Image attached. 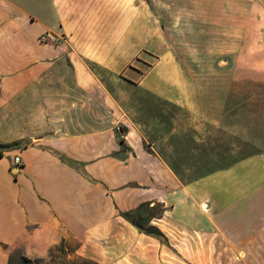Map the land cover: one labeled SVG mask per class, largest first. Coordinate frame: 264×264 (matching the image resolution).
<instances>
[{"label":"crops","instance_id":"0c3cea01","mask_svg":"<svg viewBox=\"0 0 264 264\" xmlns=\"http://www.w3.org/2000/svg\"><path fill=\"white\" fill-rule=\"evenodd\" d=\"M252 6L234 65L185 69L166 51L131 84L182 110L152 118L171 122L160 144L140 99L113 86L109 58L86 49L79 0H0V264L64 238L103 264H264V149L187 179L159 147L192 116L235 121L239 88L264 84V0ZM68 26L72 49L65 34L39 38ZM144 201L162 204L152 222L164 236L122 214Z\"/></svg>","mask_w":264,"mask_h":264},{"label":"rangeland","instance_id":"374dc122","mask_svg":"<svg viewBox=\"0 0 264 264\" xmlns=\"http://www.w3.org/2000/svg\"><path fill=\"white\" fill-rule=\"evenodd\" d=\"M252 3L253 0H106L104 12L103 0H79V17L83 18L80 32L94 37L93 42L86 44L87 50L99 51L109 58L106 68L114 77L113 86L120 87L128 98L140 99L145 116L139 117L149 120L148 139L162 144L165 139L157 137L172 131L167 118L182 110L172 108L149 92L132 89L131 84L166 51L176 57L177 66L185 69L199 71L201 68L222 66L220 60L230 56L247 34L249 27L243 24L248 22ZM67 29L61 31L59 28L60 33L47 30L39 38L55 42L63 39L62 34H65L72 49L71 34L77 27L68 26ZM252 29L259 33V28ZM125 37L127 43L124 42ZM125 50L127 53H123ZM119 52L122 53L120 66ZM233 62L224 65L232 66ZM160 65L167 66V62L161 61ZM238 91L239 98L229 108L235 121L224 125L208 124L192 116L191 123L174 129L172 137L166 139L165 144L170 146L159 145L183 177L194 178L249 152L264 149V84L256 82ZM157 115L164 117L165 122L155 123L152 118ZM154 129L158 132L151 134ZM161 208L157 203L156 209ZM66 244L69 257L82 256L99 261L80 253L76 241H66ZM28 256L48 257L49 252L46 255L28 253Z\"/></svg>","mask_w":264,"mask_h":264},{"label":"trees","instance_id":"16d2710c","mask_svg":"<svg viewBox=\"0 0 264 264\" xmlns=\"http://www.w3.org/2000/svg\"><path fill=\"white\" fill-rule=\"evenodd\" d=\"M156 204L150 201L141 202L137 207L124 211L122 214L134 223L140 230L157 236H164L161 228L152 222L153 217L163 213L162 208L156 209ZM10 264H103L93 258L69 257L68 246L64 238L60 244L50 248L48 257H31L23 250L16 249L11 254Z\"/></svg>","mask_w":264,"mask_h":264},{"label":"water","instance_id":"95a60500","mask_svg":"<svg viewBox=\"0 0 264 264\" xmlns=\"http://www.w3.org/2000/svg\"><path fill=\"white\" fill-rule=\"evenodd\" d=\"M227 61H228V59L226 58V57H224V58H222L221 60H220V64H225V63H227Z\"/></svg>","mask_w":264,"mask_h":264},{"label":"built area","instance_id":"2783aa9c","mask_svg":"<svg viewBox=\"0 0 264 264\" xmlns=\"http://www.w3.org/2000/svg\"><path fill=\"white\" fill-rule=\"evenodd\" d=\"M15 160L17 163H20L21 162V156L20 155H16L15 156Z\"/></svg>","mask_w":264,"mask_h":264}]
</instances>
